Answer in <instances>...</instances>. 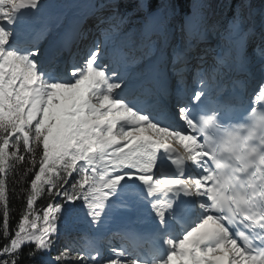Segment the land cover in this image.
Returning <instances> with one entry per match:
<instances>
[{
    "label": "snow or ice",
    "instance_id": "obj_1",
    "mask_svg": "<svg viewBox=\"0 0 264 264\" xmlns=\"http://www.w3.org/2000/svg\"><path fill=\"white\" fill-rule=\"evenodd\" d=\"M7 5H11L10 10ZM42 7L39 0H0V17L11 25L21 9ZM91 28L102 32L106 43L95 44L87 56L72 63L74 38L84 36ZM36 32L38 39L21 54L9 45L12 32L0 23V146L6 155L9 148L19 151L21 137L28 141L34 138L47 149L46 155L53 163L64 161L69 177L77 170L78 161H91L93 165L96 158L103 160L111 149L99 183L94 179L90 182L85 175L70 194L66 193L68 200L82 197L94 221L109 191L124 179L106 175L109 168L111 172L122 166L137 169V178L148 186L149 195L170 192L174 187L199 193L212 184L213 176L208 175L211 161L204 175L192 184L182 177L154 179L151 172L157 150L171 153V149L160 140L153 142L139 134L147 129L168 134L170 128L173 138L188 151L189 161L199 163L194 151L200 149L189 147L190 138L196 133L206 134L218 115L229 117L232 100L212 95L217 87L213 80L196 89L191 97L202 107L212 109L213 114L201 115L200 120L192 116L189 101L179 96L174 118L166 119L165 102L175 95L174 89L183 84L187 72L200 70L204 60L201 53L205 51L200 47L202 43L220 50L218 61L225 68L243 72L250 71L259 47L262 55L257 71L264 74V0H88L86 4L82 0H52ZM49 37L50 47L42 57L39 46ZM43 62L53 66L62 63L67 78L45 81L43 69L37 67ZM224 91L220 86V92ZM252 96L264 101V78ZM157 106H162L159 113L155 111ZM259 107L264 108V103ZM161 121L163 126L158 127ZM141 124L146 128L139 127ZM126 125L131 130H125ZM187 129H193V134H184ZM179 161V157L173 160ZM204 176L207 181L202 179ZM59 210V205L50 207L44 213L43 224L38 225L41 218L34 215L30 228L25 227V219L10 237L5 235L7 242L0 244V264H18L25 244L47 248L56 231ZM157 215L163 213L157 211ZM209 224L212 227L205 228ZM228 224L216 223L211 214L205 216L178 244L169 242L171 251L163 264L177 260L179 264H242L245 258L264 261V227L250 238L244 231L233 235ZM245 229L251 233L252 226ZM253 239L262 246L254 247ZM109 264L121 261L113 259Z\"/></svg>",
    "mask_w": 264,
    "mask_h": 264
},
{
    "label": "trees",
    "instance_id": "obj_2",
    "mask_svg": "<svg viewBox=\"0 0 264 264\" xmlns=\"http://www.w3.org/2000/svg\"><path fill=\"white\" fill-rule=\"evenodd\" d=\"M12 139L15 140L14 137ZM46 151L34 138L26 145L21 137L19 151L14 152V148H9L8 155L0 146V244L7 242L5 235L10 237L25 219L28 222L26 228H30L34 215L41 218L37 221L38 225L43 224L44 213L50 207H60L55 223L58 218L68 223L81 216L85 200L82 197L68 200L66 193L70 194L78 181L83 179L85 166L78 161L77 170L66 177L64 161L53 163ZM76 241L79 244V238ZM70 242V239L69 242L63 241L64 248L72 249L78 255L79 246ZM54 246L55 236H51V242L45 249H37L32 243L25 244L20 250L18 264H59L54 259ZM29 252L33 254L29 255ZM79 253L83 254V250Z\"/></svg>",
    "mask_w": 264,
    "mask_h": 264
},
{
    "label": "rangeland",
    "instance_id": "obj_3",
    "mask_svg": "<svg viewBox=\"0 0 264 264\" xmlns=\"http://www.w3.org/2000/svg\"><path fill=\"white\" fill-rule=\"evenodd\" d=\"M39 2L43 6L41 9H39V10L28 9L27 11L29 12V14L26 13V15H22V16L18 15V16H16V17H18L19 23H17V25L19 27L22 26V23L26 24V25L30 24L31 28L33 27V25H35V29L32 32L33 33L36 32V28L39 26L37 24H39L40 20L42 22L43 19L46 17L47 10H48V4H50L52 2V0H39ZM87 2H88V0H86L85 4ZM6 8L10 10L11 9V5H7ZM30 15H33V16H30ZM95 41H96V39H95ZM96 43H97V41H96ZM204 46L212 47L213 45L210 46V45L205 43V45L201 46V48H203ZM210 51H212V54L210 53ZM260 53H261V51H260V48H259V49L256 50V55H257L256 58H258V61H256V58L254 57V62H256L258 67H259L260 57L262 55V53L261 54ZM217 55H220V50L216 46L214 47V49H212V48L209 49V53L207 54V57H204L205 59L203 60V62L200 65V70L194 69V72L195 73L199 72L200 76L190 80V87L196 88V87H194V85L196 84L195 82L196 81L198 82V81H200V79H203L204 70L208 71V70H210L212 68V66L214 65L215 60H217ZM206 61H208L209 63L211 62V63L208 65L207 64L208 62H206ZM74 63H76V62H74ZM210 65H211V67H210ZM217 68L219 69L218 72L224 71V66L221 65L219 63V61H218ZM61 76H64V77H60V79L61 78L66 79L67 78V71L65 69L63 70V73L61 74ZM223 87H224V89L227 88L226 85L223 86ZM118 123H122V122H118ZM139 127L146 128V125H142V126L139 125ZM125 130H131V127L126 125ZM145 132L150 134V135L159 137L160 139H162L164 141H171L178 148H183L184 149L183 145L180 144L178 139H174L173 138V135L171 134V129L170 128L167 130L168 134H166L165 132H158L155 129H147V131H145ZM184 134H186V133H184ZM120 146L122 147L123 144L121 143ZM189 147H190V145H189ZM111 151L112 150L110 149L109 150V155L104 157L103 160H100L99 158H96L95 159V163L93 165H92L91 161H87V160L85 161V168H87L86 169V175L89 176L90 182H91V180L94 179L97 183H99L100 175L104 171V168H105V165H106L107 161H109L110 158H111ZM82 163H83V161H82ZM190 165H191V170L192 171H191L190 175L187 178L189 179L190 182L193 183V180L197 178L195 173H194L195 168L197 167V163H193V162L190 161ZM128 172H129V167L122 166V167H120L118 169H115L112 172H111V168H109L108 173H106V175H110V176H112V175H120L121 176V175H124V174H126ZM122 182L126 183L125 181L122 180L118 184L119 186L117 185L114 189L109 191L107 199L105 200L103 207L100 209V213L101 214L95 221L89 215V211L90 210L86 207V203H84L83 206H82V211H83L82 215L75 223H73L72 231H76L79 234H82V232H85L89 236H90L91 233L89 234L88 232L94 231L93 236H90V239L94 240V239H96L98 237L99 234L101 235L104 231L108 230L109 222L110 221H114L113 220V218H114L113 217V211H116L110 205H111V202L113 201L114 194L121 193V188H122L121 183ZM196 195L199 196L200 192L196 193ZM119 208L120 207H117V209H119ZM65 224H68V223L63 221V220H58L56 222V231L51 235V236H55L57 238L56 246H54L55 250L53 251L55 261L57 263H59V264H94L93 263L94 256H91V255L89 256L88 252H86L85 255L84 254L75 255L73 252L69 251V249H64V246H61L62 242H61L60 239H64L66 236H68ZM111 242H112V244H111ZM102 244L103 243H100L101 246H102ZM103 245L105 246V249L106 248L107 249H111L114 253L120 252L118 261H121V264H126L125 262H127L126 261L127 259L124 258L125 254L122 252V248L117 245L115 240H113V239L110 240V245H112L113 247H108L109 244H103ZM84 247H85V245H84ZM87 248H89L88 245H86V249ZM65 253H66V255H65ZM104 253H105V251H104ZM57 256H60L61 258L57 259ZM136 264H140V263H136ZM242 264H247L244 261V259L242 260Z\"/></svg>",
    "mask_w": 264,
    "mask_h": 264
},
{
    "label": "bare ground",
    "instance_id": "obj_4",
    "mask_svg": "<svg viewBox=\"0 0 264 264\" xmlns=\"http://www.w3.org/2000/svg\"><path fill=\"white\" fill-rule=\"evenodd\" d=\"M27 10L28 9H21L18 13H16V16H18V15H21V16L22 15H26V13L29 14V12ZM30 16H33V15H30ZM21 30H23V29L21 28ZM19 32H20V30H19ZM26 33L28 34L29 32H26ZM89 33H90V30L87 31L84 36L87 37L89 35ZM84 36L80 37L79 41H81ZM102 36H104V34ZM24 43H27V42H24ZM86 44H87V46H90L89 42L87 43V42L82 40L81 46H84ZM31 46L32 45H29V47H31ZM214 47L215 46L213 45L212 49H214ZM201 55H203V57H207V54H204V52H202ZM206 62H208V61H206ZM210 63L208 62L207 64L209 65ZM57 66H59V65H57ZM57 66H52L51 64H48L46 62L38 63V67L40 69L41 68L42 69H47L46 72H42V75H43L44 78H49L50 81L55 80V79H60V77H64V76H61V74H62L64 69L57 70L56 69ZM53 67H56V68H53ZM210 67H211V65H210ZM214 68H215V66L213 65L210 70H208V69H207L208 71L204 70V73L206 74L207 72L211 71ZM250 72L252 73L251 78H253L254 75H255V65H254V63L250 65ZM189 73H191L193 75L194 74V68ZM204 73H203V75H205ZM186 74H188V72ZM201 80L202 79H200V81ZM200 81H198L199 83H197V84H200L201 83ZM205 84H209V83L206 82L205 78H203L202 85L205 86ZM175 89H176V91L178 90V88H175ZM229 89H231L232 92L235 91V88L233 87L232 84L228 87V90ZM228 90H226V93L229 92ZM257 95H258V91H257ZM251 98H252V102H254L255 99H256V97H253V96H251ZM158 109H160V108H158ZM175 111H176L175 108H173V112H175ZM166 119L169 120V118L167 116H166ZM189 145L193 149H198V144H196L191 139L189 140ZM180 150L185 154V156H187L186 153H188V151L186 149L180 148ZM195 156L199 160L200 157H199L198 153L195 154ZM197 172H198V170L196 169V173ZM135 173L140 175V173L138 171H136ZM136 174L126 173L124 175H121V176L124 177V179H122V180L126 182L125 186L121 188V193L114 194L113 201L111 202V205L109 204L111 207H113L114 210H116L114 212L117 214V217H118L117 220H119V221H122L123 219H125V220H133V221L145 219V218L149 217L152 214V212H153V210H152V206L153 205L152 204L153 203H157V197L149 198V196H148L149 191H148L147 185L142 183L137 178L138 175H136ZM134 187H136V190L138 192L144 193L146 195V197L145 198L139 197L137 195V191H133ZM117 207H120V208L117 209ZM199 211H200V209L196 211V215H198ZM131 217H134L136 220H134ZM140 222H142V221H140ZM124 223H125V221L123 222V224ZM110 235L111 234L106 235V239L102 240V242L104 244H109L108 247H113L112 245H110V240L113 239L119 245V241L117 239H114V237H109ZM67 238H69V237H67ZM115 238H116V236H115ZM155 239H157V237H155ZM76 240H77L76 238H73L71 244L75 245V246H78L79 244L77 243ZM111 244H112V242H111ZM91 246H93V243H91ZM120 246L121 247H125V243L121 241L120 242ZM80 248H82L84 250V247L81 246Z\"/></svg>",
    "mask_w": 264,
    "mask_h": 264
},
{
    "label": "clouds",
    "instance_id": "obj_5",
    "mask_svg": "<svg viewBox=\"0 0 264 264\" xmlns=\"http://www.w3.org/2000/svg\"><path fill=\"white\" fill-rule=\"evenodd\" d=\"M218 167H219V165H218ZM249 264H264V261L258 260L256 258H251L249 260Z\"/></svg>",
    "mask_w": 264,
    "mask_h": 264
}]
</instances>
